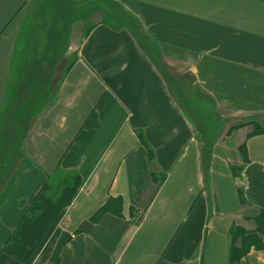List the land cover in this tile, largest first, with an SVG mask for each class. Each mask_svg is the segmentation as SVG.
I'll return each mask as SVG.
<instances>
[{"label":"crops","instance_id":"obj_1","mask_svg":"<svg viewBox=\"0 0 264 264\" xmlns=\"http://www.w3.org/2000/svg\"><path fill=\"white\" fill-rule=\"evenodd\" d=\"M55 1L0 0V264H22L3 249L44 186L77 179L29 264H229L234 229L240 264H264V0L72 8L37 104Z\"/></svg>","mask_w":264,"mask_h":264},{"label":"trees","instance_id":"obj_2","mask_svg":"<svg viewBox=\"0 0 264 264\" xmlns=\"http://www.w3.org/2000/svg\"><path fill=\"white\" fill-rule=\"evenodd\" d=\"M259 133H264V129L255 126L254 134ZM79 186L80 183L77 179L74 186L66 187L62 190L56 201H53V197L49 194L51 191L50 187L48 185L44 186L14 230L3 249V253L22 264H29L49 231L71 204ZM257 229L264 235V212L260 215ZM241 239L244 244V232L241 229H234L232 232L229 264H240L247 253L248 248L245 247V244L242 248L236 245Z\"/></svg>","mask_w":264,"mask_h":264},{"label":"rangeland","instance_id":"obj_3","mask_svg":"<svg viewBox=\"0 0 264 264\" xmlns=\"http://www.w3.org/2000/svg\"><path fill=\"white\" fill-rule=\"evenodd\" d=\"M55 3H56V6H58L57 10L60 13L59 14L60 16H58V17L56 16V18H54L53 25H54V28L56 30H59L58 32L60 35H59L58 41L60 44H58V46L56 47L55 56L53 58L49 59V64H47L48 67L38 66L36 69L32 70L30 75H29V76L34 77L33 79L36 80V82L38 84H40L38 81L40 79L39 78L40 76H48L42 82V84H44V87L42 89H40L36 95L35 101L37 104L43 99V94L48 91L49 86L52 83L51 82V76H54V75L60 76L61 70L63 72V70L65 68V64L63 65L60 63L59 57H60V53H61V45L63 44L65 37H66L65 31H66V28L68 27V21L70 19V18H68V14L66 15L67 11L72 10V8H74V9L76 8L74 10L73 15L71 16L72 21L75 19H80V18H82L83 21H86V19H88V16H90V15L87 16V13L89 11L91 12V8H92L93 14H94L95 10L97 11L99 19L103 18L104 20H107L110 23H116V24L122 23V21H121L122 19L120 18V14L118 12L119 10H117V8L115 7L112 14H109L112 11V9H111L112 5L105 3L104 0H99V1H97V0H82L81 4L79 3V0H56ZM96 3H98V6L96 5ZM107 4H108V6H110L109 8L107 7ZM107 9H108V12H107ZM21 88L24 91L27 90L28 85L26 84V82H23L21 84ZM208 106H209V104L206 101V104L204 106L205 111L208 110ZM200 116L201 117L199 120L203 119V113H200ZM212 119L213 118H211V120ZM217 119L218 118H215L213 120H217ZM203 120L206 121V119H203ZM220 120L221 119L219 118L218 121H220ZM210 131H211V134L215 133V129L212 127H211ZM13 144H14V141L11 144L12 148H10V150H9L10 155L14 154ZM3 147H5V144H3ZM61 188H62V186L59 189H61ZM61 192H62V189L60 190V192L58 190L55 191V199L56 200L58 199Z\"/></svg>","mask_w":264,"mask_h":264}]
</instances>
